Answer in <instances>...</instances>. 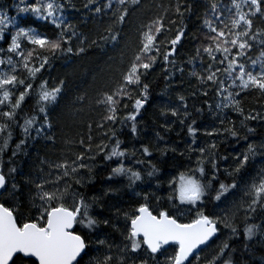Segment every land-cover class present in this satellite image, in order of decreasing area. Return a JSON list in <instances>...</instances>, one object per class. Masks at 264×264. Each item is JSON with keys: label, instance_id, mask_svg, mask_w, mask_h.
<instances>
[{"label": "snow or ice", "instance_id": "6c2138e0", "mask_svg": "<svg viewBox=\"0 0 264 264\" xmlns=\"http://www.w3.org/2000/svg\"><path fill=\"white\" fill-rule=\"evenodd\" d=\"M21 2L25 6L17 5V16L31 13L36 20L51 24L58 34L52 38L30 25L21 26L17 17L0 9V156L9 148L14 129L19 130L21 138L12 150V157L30 140L43 138L49 143L55 142V137L48 135L53 128L49 106L58 104L64 81L49 86V81L42 79V72L46 65L50 66V57L85 52L83 46H78L75 52L71 46L73 37L78 34L64 15L67 0ZM88 3L93 4V0ZM129 3L139 6L141 0H106L104 8L111 11L114 23L107 35L100 36L101 43L111 41L115 44L121 39L115 26L125 23ZM160 10L154 18L140 25L136 48L119 80L96 98L97 105L105 109L103 123L98 124V128H103L104 123H129L132 133H136L137 118L148 103L149 84L144 81L158 61L166 73V80L177 72L184 75L185 67L177 64L175 56L176 45L185 31L177 29L175 37L168 39L166 33L172 28H165V23L174 26L176 21H166V17L173 13L182 18L191 11V5L181 0H169L167 6L160 5ZM95 12L100 13L101 7L96 6ZM257 14L264 17V0H231L230 7L210 0L203 20V40L195 49V56L187 61L191 66L188 75L195 77L205 88L202 95L207 96L208 91L214 89L218 101L214 106L216 112L220 114L230 109L242 117L237 127L232 120H227L226 124V115H218L219 125L203 133L206 137L227 136L246 142L245 149L236 151L231 157V169L219 167L217 140L197 145L195 138L199 129L187 111L185 97H179L183 112L169 109L181 124L190 120L186 127L193 139L188 151L197 157L195 167L191 166L190 155L187 170L168 181L172 198L180 205L189 206L193 213L187 222L168 210L151 207L144 196L145 202L139 203L138 207L118 210V214L122 211L124 221L122 246L114 249L99 236L93 241L91 235L96 234L102 224H110L108 219L101 221L93 215L97 198L82 194V189L91 181L96 157L116 165L110 168L109 181L123 176L131 186L142 180V176L139 171L125 166L124 160L129 153L115 132L108 137V144L101 142L93 148L89 124L87 142L79 140L80 152L65 153L57 160H40L41 175L27 182L33 193V215L26 216L18 208L6 206L10 201L0 203V264H128L129 253L139 260V264H148L149 259L153 264H159L158 256L165 257L163 264H201L200 254L215 244L222 229L232 236L243 234L247 240L256 236L261 226L250 221L257 209L264 211V167L251 173L248 169L257 156L264 159V141L259 144L248 142L255 129L248 127L247 122L264 121V113L250 111L245 115L240 97L241 93L247 95L253 90L264 96V29L253 26ZM158 37L162 39L158 40ZM79 44L83 45L84 41L80 40ZM255 46H259V56L252 58L249 53ZM34 85L38 87L36 107L34 113L29 114L22 105L31 97ZM78 99L83 103L86 97ZM129 102L131 110L121 117L120 112L129 108ZM208 107L211 110L213 105ZM168 130L165 127V131ZM241 130L244 135L240 134ZM140 151L145 156L151 155L146 146ZM220 159L227 161L229 157ZM141 163L136 161L137 165ZM158 171L153 165L148 176L152 177ZM15 172V168L5 171L0 161V193L8 192L9 186L13 193L18 191L13 182ZM244 173L248 178L238 184L237 177ZM221 175L231 182L221 180ZM238 193L242 195L238 196ZM230 197L238 198L230 200ZM205 201L212 202L214 209L219 211L206 213ZM166 246L172 248L170 255ZM232 251L227 242H222L210 256L203 258V264H234ZM133 264H136L135 260Z\"/></svg>", "mask_w": 264, "mask_h": 264}, {"label": "trees", "instance_id": "16d2710c", "mask_svg": "<svg viewBox=\"0 0 264 264\" xmlns=\"http://www.w3.org/2000/svg\"><path fill=\"white\" fill-rule=\"evenodd\" d=\"M181 2L190 4L191 11L182 18L170 13L166 17V21L173 20L176 23L172 26L166 22L165 28H172L171 32L166 33L168 39L175 37L177 29L182 28L185 31L184 37L176 45L177 54L175 56L177 64L185 67L184 75L177 72L170 80H166V73L161 62H157L144 81L149 84L148 103L141 110V116L137 118L136 133H132L129 123L115 125L104 123L103 128H98L97 125L103 123L102 117L105 114V109L97 105L96 98L100 93L111 89L113 83L119 80L120 73L125 70L136 48L140 25L147 23L159 14L160 5L167 6L169 0H141L139 6L129 3V16L125 23L115 26V30L121 34V39L115 44L111 41L100 42V36L107 35V30L114 23L111 11L104 8L106 0H93V4H89L88 0H67L64 15L78 34V37H73L71 46L74 52L78 46H83L85 52L78 55H58L54 59L50 57V66H45L46 70L42 72V79L48 80L49 86L60 80L64 81L63 94L59 98L58 104L49 106V120L53 124V128L48 135L54 136L55 142L49 143L43 138L36 141L30 140L25 148L12 157V150L21 138L19 130H13V140L3 156H0V161L3 162L5 171L8 168L16 169L12 175L18 191L13 193L9 186L8 192L0 193V203L10 201L11 203L6 206L18 208L26 216L33 215L34 209L31 206L33 193L27 182L41 175L40 160H57L65 153L80 152L79 140L84 139L87 142L88 125L90 124L93 148L101 142L108 144V137L112 132H115L116 137L122 141L123 147L129 153L124 160L125 166L132 168L133 171H139L142 176V180L136 181L131 186H129L127 177L123 176L109 181L107 177L110 174V168L116 165L111 161L102 160L100 156L96 157L91 181L82 189V194L90 198H97L93 215L101 221L108 219L110 224H102L100 230L91 235L93 241L99 236L101 239H106L114 249L117 246H122L121 233L124 229V221L122 211L118 214V210H130L138 207L139 203L145 202L144 196H147L151 207L168 210L173 215L182 217L184 222L188 221L193 213L189 206L180 205L172 198L173 193L168 181L171 177L187 170L190 155L193 162L191 166L195 167L197 157L188 151L193 139L188 134L186 127L190 120H185L184 124H181L177 117L171 115L169 109L176 108L183 112L179 97H185L187 111L196 121L194 126L199 129L195 138L197 145L217 140V162L222 170L231 169L233 166L231 157L236 154V151L244 150L246 142L243 140L238 142L227 136L217 138L203 135L206 130L210 131L213 126L219 125L218 115H226V124L227 120H232L236 122L237 127H239L242 117L230 109H225L223 113L218 114L214 107L218 102L214 96V89L209 90L207 96L202 95L205 88L199 84L195 77L188 75L191 66L187 65V61L195 56V49L203 40V20L210 0H181ZM217 2L231 6V0H217ZM0 5L8 9L13 17H17L21 26L30 25L38 31L47 33L52 38L58 34L51 24L36 20L31 13H21L17 16V5L25 6L21 0H0ZM96 6L101 7L100 13L95 12ZM244 10L247 11V8ZM225 15L227 16V13ZM253 26L264 29V17L257 14ZM159 39L162 37H158ZM80 40L84 41L83 45L79 44ZM162 50H167V48ZM249 55L252 58L258 57L259 46H255ZM13 58L15 59V57ZM205 60H207L206 57ZM199 67L197 64L198 71ZM258 70L259 65H257ZM37 91L38 87L34 85L31 97L26 98L22 105L29 114L34 113ZM80 97H86L83 103L79 101ZM240 98L245 115L250 111L264 113V96H261L258 91L253 90L247 95L241 93ZM209 104L213 105L211 110L208 107ZM129 110H131V102H129L127 110L120 112V116L123 117ZM247 126L255 129V132L249 135L248 142L259 144L264 141V121L259 119L248 121ZM165 127L169 130L165 131ZM106 133L107 135H105ZM240 134L244 135L245 132L241 130ZM145 146L149 148L150 156H145L140 151ZM172 149H175V152ZM181 153L184 155L181 156ZM222 156H227L229 159L221 160ZM136 161H142V163L137 165ZM153 165L159 171L149 177L148 173L152 171ZM262 167H264V159L257 156L250 164L248 172L251 173ZM44 171L47 172V168ZM220 178L226 183L231 182L226 180L223 175ZM247 178L248 174L244 173L237 177V183L240 184ZM239 195L242 193H238ZM237 198L230 197V200ZM205 203L207 204L206 213L213 210L219 211V209H214L212 202L205 201ZM250 222L261 226V231L256 236L247 240L243 234L238 233L236 236H232L228 230L222 229L215 244L200 254L201 264H203V258L210 256L222 242H227L233 250L231 255L234 264H264V211L257 209ZM171 253L172 248L168 247V254ZM145 258H147L146 255ZM133 260L139 264V260L129 253L128 264H133ZM157 260L159 264H163L165 257L158 256ZM148 264H153V261L149 259Z\"/></svg>", "mask_w": 264, "mask_h": 264}, {"label": "rangeland", "instance_id": "374dc122", "mask_svg": "<svg viewBox=\"0 0 264 264\" xmlns=\"http://www.w3.org/2000/svg\"><path fill=\"white\" fill-rule=\"evenodd\" d=\"M0 9L5 10L9 16L13 17L12 14L9 13L8 9H5V8H4L3 6H1V5H0Z\"/></svg>", "mask_w": 264, "mask_h": 264}, {"label": "water", "instance_id": "95a60500", "mask_svg": "<svg viewBox=\"0 0 264 264\" xmlns=\"http://www.w3.org/2000/svg\"><path fill=\"white\" fill-rule=\"evenodd\" d=\"M20 255H22V254H20ZM33 259H35V258H33ZM37 264H38V262H37Z\"/></svg>", "mask_w": 264, "mask_h": 264}]
</instances>
